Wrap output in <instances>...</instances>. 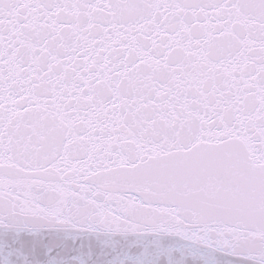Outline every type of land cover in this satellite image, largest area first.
I'll use <instances>...</instances> for the list:
<instances>
[{
  "label": "snow or ice",
  "instance_id": "6c2138e0",
  "mask_svg": "<svg viewBox=\"0 0 264 264\" xmlns=\"http://www.w3.org/2000/svg\"><path fill=\"white\" fill-rule=\"evenodd\" d=\"M0 264H264V0H0Z\"/></svg>",
  "mask_w": 264,
  "mask_h": 264
}]
</instances>
